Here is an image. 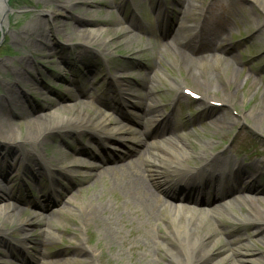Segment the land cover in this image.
Instances as JSON below:
<instances>
[{
    "label": "rangeland",
    "instance_id": "obj_1",
    "mask_svg": "<svg viewBox=\"0 0 264 264\" xmlns=\"http://www.w3.org/2000/svg\"><path fill=\"white\" fill-rule=\"evenodd\" d=\"M108 1L113 8L102 5L85 8L93 9L96 16L93 19L99 22L105 16L113 19H127L131 16L132 10L136 9L138 13L136 24H140L141 27H132L124 22L120 25H112L111 31L104 33L99 39L112 40L111 36L115 37L114 29L121 31L124 28L125 34L113 41L115 43L111 44L110 52L108 51L110 54L101 56L98 50L103 47L87 43V40L93 37L90 33L92 32L91 27H80L86 28L83 31L84 34L74 31L79 25L75 22L77 20L75 17L79 14L78 6L74 5L75 2L69 5L70 8H64L58 2L47 0H9L11 9L9 19L2 32L0 28V61L8 62L12 67L17 66L18 61H28L34 75L41 72L42 75L38 76V79L44 86L32 93L29 91L31 86L27 83L20 91V93L24 92L21 93V99L25 108L31 112L35 110L30 118L23 113L19 114L17 109L15 113L9 114L10 116L6 114L7 123L13 127L10 136L14 139L9 141L0 139V151L7 154V157L0 158V170L6 168L7 172L8 166L13 167L9 169L8 178L13 180V193L18 196L19 214L15 219H27L36 213L44 220L41 219L42 221L38 224L28 225L25 228H17L12 223L13 219L0 211V222L5 223L8 230H14L0 233V264H30V261L33 264L40 255L39 264H81L82 259L89 257L91 252L97 255L95 259L90 257L95 260V264H175L176 259L163 251L160 239L154 240L148 251L149 247L141 238L142 233L145 230H150L157 235L160 233L161 238L165 240L164 228H158L153 222L150 228L145 229L141 223L142 216L130 203L126 202L122 193L121 184L134 174L142 177L152 187L145 171V160L151 155L147 152L151 144H156L153 152L155 151L157 159L165 165H169L172 155L164 150L170 148L183 156L184 164L191 169L202 165L203 156H197L202 145H210L211 148L207 150V155L219 153L224 159L226 158L225 153H229L232 164L238 162L242 165L257 166L258 170L251 169L252 174L258 179L259 183H257L264 188V113L257 128L251 126L250 119L252 113L258 110L262 96L264 97V13L262 14L264 0H195L196 3H200L201 8L193 13V19L190 21L193 24V35L198 30L202 34L213 32V42L220 49L226 47L230 49L229 52L227 51L228 54L225 53L221 57L228 58L230 68L234 66L239 68L232 85L223 86L220 90V93L235 96L234 106L226 104L204 108L200 98L194 99L192 96L185 95V98H179L180 111L176 112L172 119L177 128L176 132L173 130L167 134L165 130L166 134H158L157 138L145 141L142 153L138 154L137 151L123 160L107 163L106 165L112 168V172L106 174L105 177L100 175L98 178L78 179L75 175L65 171L63 176L55 177L61 186L56 187L55 192L51 188V177L43 175L38 181L35 180L31 173L32 169L27 167L28 163L25 162L29 161L30 154L33 156L36 153L30 144L25 143L24 139L28 136L29 138L35 137L37 129L29 127L28 122L35 120L39 114H52L55 120L59 119V115L54 114L56 109L48 107L46 103L49 96L53 95L51 96L53 100L60 103L56 95L66 94L70 90L75 92L77 98L61 103L74 106L85 100L91 105L89 108L91 112L100 110L103 114V107L95 102L96 97L101 96L104 100L111 102V98L115 97L117 92H122L128 94L129 101L137 105L146 102L144 97H152L153 102L159 106L160 113L165 114L171 111L176 98V90L171 89L170 85L185 82L186 87L194 91L195 84L188 75V69L181 67L180 57L167 45L168 43L161 39L157 29L158 16H162L163 13L161 11L164 6L163 2L166 1V4L171 7L173 0H131L127 2L124 10L119 9V5L124 3V0ZM52 11H56L57 14H51ZM184 16H179L178 24L185 20ZM176 17L174 16L175 20ZM52 18H57V21ZM198 24L202 27L201 29L196 28ZM22 27H27L32 33L46 30L49 34V44L52 48L49 49V56L43 61L36 58L35 48L15 42L16 30ZM52 27H56L57 32H50ZM169 28L171 32L169 41L175 42L173 21L169 23ZM186 35H188L187 31L183 33V38ZM84 47L88 52L80 55ZM40 48L43 49V45ZM186 51L190 54L188 49ZM209 51L205 49L204 54L211 60L212 53ZM116 70L123 76L124 83L129 82L123 88L119 82L110 88L112 86H110L112 83L109 78L110 73ZM156 75L159 78L153 84L155 89L149 92L141 85L140 80L146 78L150 83L151 78ZM71 80L77 82L75 87L71 85ZM12 81V75L0 68V99L4 100L7 84ZM81 93L87 97H83ZM42 107L44 111L38 114L37 112ZM222 112L228 113L233 118V123L215 122L214 114ZM243 115H247L248 118L247 116L244 118ZM2 118H4V112L0 110V119ZM112 120H115L114 112L109 114V121H111L108 124L109 129L122 127V124L120 125L115 120L116 124ZM41 124L37 122V126ZM143 128L145 127H139V135L144 133ZM160 129L162 130V127ZM160 129L158 127V131ZM69 136L55 132L44 146H39L41 154L49 160L52 159L53 163L56 161L62 165L69 162L65 154L72 155L75 148L87 146L94 150L91 146L93 144L89 143L90 136L87 135L81 139ZM101 141L103 154L98 153L101 159L106 158L105 154L116 155L114 151L112 152L114 146L108 150L103 140ZM184 143L189 146L181 148L183 146L180 144ZM95 148L98 150L99 146L95 145ZM117 149L122 150L118 147ZM79 160L84 164L90 162L95 167L101 165L100 162L88 157H82ZM223 161L226 165L227 160ZM75 171L77 174H89L85 171L92 172L91 174L94 175L99 173L98 170L90 171L78 167ZM174 178L172 177V180ZM2 181L3 177L0 175V184ZM246 195V198L264 201V194L248 193ZM46 196L52 202L49 204L53 208L49 210L44 209ZM61 197H64L65 202L71 201V204H58ZM159 197L172 208L176 207L175 202L165 195L160 193ZM91 200L105 202L108 205V210L104 215L107 220L109 216L111 217V224L108 220L110 226L107 224L102 226L96 221H91L87 227L84 226L82 223L84 218L77 205H88ZM4 205L5 203L0 202V207ZM205 209L209 210V208ZM200 210L201 208L194 211L192 205L187 212L193 215L198 214ZM218 210L222 214L221 218L216 215V218H211L209 223L211 227L214 226L220 231L217 250L213 253L209 263L220 261L228 252H231L230 248L238 249L242 244L249 245L254 255L238 258L242 261L241 264H253L251 262L253 258H261L264 262V237L256 235L257 226L252 222L244 223L242 217L235 216L224 207ZM241 210L243 211L244 208ZM208 212L213 214L211 209ZM166 227L172 231L171 227ZM107 229H110L112 234ZM179 231L184 236L183 230L179 229ZM24 235L27 238L24 243H21L24 245L22 246L19 240L24 238ZM239 236L242 237L241 242H239ZM215 237L218 239L217 235ZM228 240H234L235 244L227 243ZM169 243H174L176 252L181 254L179 258L183 259L185 253L178 242L169 239ZM79 250L83 252L77 253ZM230 264L238 263L234 259V262Z\"/></svg>",
    "mask_w": 264,
    "mask_h": 264
},
{
    "label": "bare ground",
    "instance_id": "obj_2",
    "mask_svg": "<svg viewBox=\"0 0 264 264\" xmlns=\"http://www.w3.org/2000/svg\"><path fill=\"white\" fill-rule=\"evenodd\" d=\"M48 2H58L62 4L64 8H70V4L73 2L74 5L78 6L79 14L78 17H75V22L78 26L75 27L74 31L78 34H84V30L86 28H80L82 26L91 27V38L87 40L88 45L98 44L100 45L101 49L98 50V53L101 56L105 54H110V46L114 44L113 42L116 38L121 37L125 34V29L119 31L118 29H114L115 37L111 36L112 40L110 39H99L101 35L104 33H108L112 29V25H120L123 22L128 23L131 26H139L136 24L138 22V13L136 9L132 10V14L129 18L123 19H113L109 16H105L101 18V23L93 19L95 18V11L93 9H86V6L93 7L95 5H102L105 7L113 8L112 5L108 0H47ZM130 0H124V3L119 5L120 10H124L127 2ZM173 2L172 5V15H170L167 24L171 22L173 19L174 26L179 23V16L183 17L185 20L178 24L176 28H173L176 36V45L173 48L178 56L180 57L181 67H184L185 70L188 69L189 77L194 81V92L198 94V97L202 101V106L204 108H208L213 106L214 104L219 105H232L234 106L236 103L235 96L233 97L227 93H220V90L223 86H230L235 81V76L238 73L239 68L236 66L230 68V64L227 62L228 58L221 57V55L228 54L230 49L221 48L214 43V39L212 35L213 32L209 33H197L193 35V28L190 23L191 19H193V13L199 10L200 3H196L195 0H176ZM8 8H10L9 0H0V28L1 32L3 27L6 26L8 22ZM195 12V13H196ZM51 14H57L56 11L50 12ZM264 11L262 10V14ZM82 14V15H81ZM90 20H86V19ZM52 20L57 21V18H52ZM189 20V21H188ZM83 22V23H81ZM83 24V25H81ZM83 29V30H81ZM187 31L188 35L183 38V33ZM50 32H57L56 27H52ZM120 32V33H119ZM262 32V31H261ZM129 33V32H128ZM255 35V34H254ZM133 38V37H132ZM188 39V41H186ZM14 40L19 45H29L32 48H35L36 51L34 52L36 58L44 60L45 57L49 56V49L52 46L49 44V34L46 30L41 32H31L27 27H22L21 29L16 30V34L14 35ZM200 40V41H197ZM131 44V40L129 41ZM200 42V43H199ZM43 45V49L40 47ZM46 48V49H45ZM177 48V49H176ZM219 48V49H218ZM189 50L190 54H187L186 50ZM205 49L210 50L209 52L212 53V59L209 58L204 54ZM218 49V51H216ZM178 50V51H177ZM109 51V52H108ZM88 52L85 50V47L82 51H80V55ZM194 55V56H193ZM235 59V58H234ZM107 60V59H106ZM214 60V61H213ZM236 60V59H235ZM108 64V61H106ZM0 68L6 70L12 75L13 81L7 84V88L5 90L4 100L0 99V110L4 112V118L0 119V139L4 141L13 140L14 138L10 136L13 127L9 125L8 120L6 119V114L15 113V109L18 110V113L24 114L30 118L31 114L35 112L28 111L27 108L23 105L21 99V89L23 88L24 84L29 83L31 86V90L35 92L37 88H40L42 85L41 81H39L38 76H41V72H37V75H34L32 72V66L29 64L28 61H18V65L13 67L9 65L8 62L0 61ZM53 72V70H52ZM199 74V75H198ZM110 85H115L117 82L123 86L127 85L128 83L123 82V76L120 75L119 71L111 72L110 73ZM158 75L151 78L150 83L146 78L141 79L142 86H144L149 92H152L155 88L153 85L157 81ZM154 80V82H153ZM72 86H76V82L74 80L70 81ZM171 89L176 90V99L185 98L184 91L187 90L186 83H177V85H170ZM196 89V90H195ZM53 96V95H51ZM49 96L46 100L48 107L55 108V116L59 115V119L53 118L52 114L42 113L39 112L44 111V107L40 109L37 113L39 114L35 120H29L28 126L35 127L37 131L35 132V137L28 138L26 137L24 141L25 143L30 144V146L34 149L36 155L28 157L29 161L25 162L28 163L30 169L33 172L32 175L34 176L35 180H39L40 177L46 175L50 178L51 187L52 188H59L61 187L58 183V180L55 178L57 175L63 176V173L69 172L71 175H75L76 178H98L105 177L106 174L111 173V167L106 165L109 162H115L119 160H123L128 156L135 154L138 151L142 153L143 147L145 146L142 138H139L136 133L131 132L130 130L120 128H108V124L111 122L107 116H104L99 110H95L91 112L89 108L91 105L87 101H83L78 105L68 106L64 103H61L65 100H74L77 98L75 92H71L70 90L66 92V94H57L56 97L60 100V103H57L53 100V98ZM145 98V113L149 116L148 123L156 122L157 125L162 127V130L155 132L154 134L157 137L158 134H166L165 130H167V134L171 133L173 130L176 132V126L173 124L172 119L174 118V113L171 111L170 114L160 113L161 110L159 106L153 102L152 97H144ZM99 102L102 100L97 97ZM105 105V103H104ZM107 105V104H106ZM259 108L256 112L252 113L251 116V126L257 128V124L264 113V97L262 96V102L258 104ZM21 107V108H19ZM94 108V107H93ZM21 109V110H20ZM95 109V108H94ZM22 111V112H21ZM10 116V115H9ZM147 116V117H148ZM247 116V115H246ZM243 115L244 118H246ZM248 118V116H247ZM44 121V122H43ZM47 121V122H46ZM214 121L215 122H226V123H233V118L229 116L228 113H220L214 114ZM37 122H40V126H37ZM225 128V126H224ZM59 132L64 135H70L77 137L79 139L84 138L85 136H90V144L94 150H91L85 147L75 148L73 149V154H65L69 162L68 164L60 165L59 162H52V159L49 160L45 158L39 149V146H44L47 140L55 133ZM12 135V134H11ZM69 136V137H70ZM96 138V140H95ZM98 140H103L106 144L108 150L114 151L116 155L108 156L105 154L106 158H100L99 154H103L101 149L98 150L95 148V145H99ZM156 144L149 145V152L151 157H147L145 160V171L149 177V184H152L150 187L147 184V181L144 180L142 177L138 175H133L129 179H126L124 183L121 184L122 193L124 195V199L127 203H130L131 206L142 216L141 223L144 228H150L152 223L154 222L158 228H164L165 233L163 236L166 238L163 240L161 238L160 233L154 234L150 230H145L141 238L144 240L145 245L149 247L148 251L151 249L150 245L154 240L162 241L160 246L163 248L165 253L170 254L172 258L176 259L175 264H230L234 262L236 259V263L241 264V260L238 258L245 257V256H252L254 255L252 248L249 245L240 246L238 249L230 248V253L226 254L224 258H222L218 262H210L209 260L214 255L213 253L217 250V244L219 242V234L220 231L216 229L214 226H210L209 223L211 218H216L218 215L221 218L219 210L220 208H226L230 213H233L235 216L242 217L244 223H253L256 225L255 233L257 236L264 237V201L261 199H248V198H240L236 196L237 190H233L231 192H226L222 197H215V199L206 201V207H210L212 215L208 212L209 210H201L198 214L190 215L187 212V209L180 208L178 206L172 208L171 206L167 205L160 197V193L166 194L168 197L172 199L178 198L177 192L174 190V181L172 177L176 176L179 180L188 178L197 179L203 178L202 181L199 183H194L193 185V192L197 189H204L208 186L210 182H212L215 178H222L225 174L231 175L234 180L243 181L246 183V190L250 192H254L255 194L264 193V188L259 185L258 179L255 178L252 174V170L256 171L257 166L255 165H242L238 162L234 164L230 163V155L229 153H225L226 158V165L224 163V159L222 158V154L219 153H211L207 155V150H210V145L203 144L200 150L197 152V156H203L202 158V165L198 168L191 170L186 164H184V157L178 155L173 149L166 148L164 151L168 152L172 155L171 159H169V165H165L162 161H159L155 156ZM181 148H185V146H189V144L184 143L183 145L180 144ZM24 146V145H22ZM163 146V145H162ZM121 148L122 150H118ZM135 149H134V148ZM126 148V149H125ZM152 149V150H151ZM102 152V153H101ZM227 152V150H226ZM229 152V151H228ZM187 154V152H186ZM195 154V152H194ZM224 154V153H223ZM27 155V152H26ZM153 155V156H152ZM7 157L6 153L0 151V158ZM82 157H90L93 161L96 162L101 161V165L95 167L92 163L84 164L79 160ZM161 158V157H160ZM23 163V164H25ZM56 163V164H55ZM58 163V164H57ZM230 164V167H229ZM232 164V165H231ZM82 168L90 171L98 170L99 173L96 175L91 174L92 172H88L89 174H77L75 169ZM13 167L6 168L4 170H0V175L3 177L2 184H0V202L1 204L5 203L3 207H0V211L6 215L8 218H12V223L15 224L17 228H25L26 226H30L33 224H38L40 221L44 220L41 218V215L34 213V215L27 219H15L16 215L19 214V205H18V196L14 194V187L12 186V179L9 180L8 174L9 169L11 170ZM75 168V169H73ZM252 169V170H251ZM5 171V172H4ZM214 172L217 173L218 176L214 175ZM4 173V174H2ZM204 174L208 176L205 177ZM174 175V176H173ZM203 175V176H202ZM258 182V183H257ZM56 186V187H55ZM153 187L155 189H153ZM190 192V191H189ZM186 192L181 195L183 200H191L193 195L191 193ZM160 199H159V198ZM64 197L60 198L58 204L65 203L70 205L71 201L63 200ZM88 205L82 206L80 204L77 205L78 210L81 212L83 220V224L85 227L89 226L91 221H96L100 223L102 226H108V220L111 224V217H108V220L105 218V213L108 210V205L105 202H94V200L89 201ZM237 204V205H236ZM236 205V206H235ZM219 206V207H217ZM50 209L53 208L52 205L48 206ZM47 208L46 210H49ZM241 208H244L242 211ZM183 209V210H182ZM218 210V211H217ZM79 212V213H80ZM245 213V214H244ZM42 219V220H41ZM218 219V218H217ZM81 223V224H82ZM169 226L171 227L172 231L166 229ZM179 229H182L184 232V236L181 235ZM10 230V231H9ZM8 226L3 222H0V233L2 232H13L14 230L9 229ZM110 234L112 231L107 229ZM144 230V229H143ZM140 231V230H139ZM218 236V239L215 237ZM26 236L22 237L19 240L20 244L24 243L26 240ZM168 238V239H167ZM169 239L173 241L176 240L178 245L184 250L185 257L181 258V254L176 252L174 248V243H169ZM242 241V237L239 236V242ZM18 242V243H19ZM227 243L235 244L234 240H228ZM81 242L79 245L81 246ZM225 244V243H224ZM24 246L23 244H21ZM226 245V244H225ZM160 247V248H161ZM79 249V247H77ZM85 249V248H84ZM205 249V250H203ZM162 250V249H161ZM83 251H77V253H81ZM45 256V254H43ZM41 256V255H40ZM37 257V261L34 264H39L41 257ZM90 257H97L94 252H91L89 257H84L81 264H95V260L90 259ZM180 257V258H179ZM253 264H264L261 258H253Z\"/></svg>",
    "mask_w": 264,
    "mask_h": 264
},
{
    "label": "water",
    "instance_id": "obj_3",
    "mask_svg": "<svg viewBox=\"0 0 264 264\" xmlns=\"http://www.w3.org/2000/svg\"><path fill=\"white\" fill-rule=\"evenodd\" d=\"M10 12V9L8 8V13Z\"/></svg>",
    "mask_w": 264,
    "mask_h": 264
}]
</instances>
